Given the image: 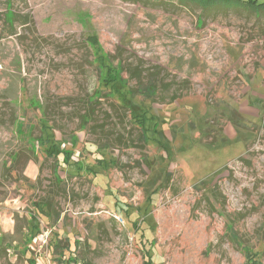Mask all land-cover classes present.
<instances>
[{
    "label": "rangeland",
    "instance_id": "1",
    "mask_svg": "<svg viewBox=\"0 0 264 264\" xmlns=\"http://www.w3.org/2000/svg\"><path fill=\"white\" fill-rule=\"evenodd\" d=\"M127 63L191 89L176 100L175 87L154 102L128 95L134 116L110 94L128 81ZM49 200L47 217L36 209ZM69 258L264 264V15L0 0V264Z\"/></svg>",
    "mask_w": 264,
    "mask_h": 264
},
{
    "label": "trees",
    "instance_id": "2",
    "mask_svg": "<svg viewBox=\"0 0 264 264\" xmlns=\"http://www.w3.org/2000/svg\"><path fill=\"white\" fill-rule=\"evenodd\" d=\"M135 1H142V0H135ZM145 1H151L156 4H168V5H180V6H192L199 8L203 13L213 10V9H224V10H244L249 13L254 14L258 18L262 17L264 15V0H145ZM10 19H14V15L12 14ZM91 45L96 44V38L91 37L88 39ZM98 63L103 68V74L105 75V79H107L106 82L112 80L114 70L112 69L113 63L108 57L100 56L97 58ZM124 67H122L121 64V70H123ZM125 72L128 74L129 78L128 81L123 85L121 88H114L115 86L113 83L111 84L112 87H110V94L113 97H117V101L120 107L128 110L130 114H135L134 116L138 115L137 111L138 109H133L129 106V98L128 95L132 100H135L137 97H142L145 99L152 100L153 102L156 100V97L160 95V93L164 91H169L171 88L175 87L172 93L173 99L176 100L182 97L184 92L189 91L191 89V82L188 80L183 81H176L173 80L170 85H167L169 83H166L164 76H162L161 71H153L150 73L148 70L138 68H133L132 65L127 63L125 65ZM133 82L132 85L130 83ZM107 84V83H106ZM109 85V84H107ZM114 86V87H113ZM126 89V91H123ZM187 93V92H186ZM90 103H93V101H90ZM145 114V113H144ZM140 117H143L142 115H139ZM92 116L85 114L81 118V126L85 127L91 122ZM145 122H141V135L142 139L145 142H148L149 137L147 133V129L144 126ZM159 136L161 138L164 137V132H160ZM42 146L48 142V149H46V153L48 155H52L56 157L60 153L58 152L57 145L54 143L53 139L49 138L47 140H44L43 137H40L37 139ZM52 142V143H50ZM157 142H160L159 140ZM51 144V145H50ZM48 157V156H47ZM29 161H32V158L29 159ZM148 162V161H147ZM43 207L46 208V210L43 209ZM38 211H40V214L43 216L50 217L55 212L54 210V204L52 200L45 201L41 203V206L37 207ZM77 245H79L77 242L74 243L75 249H77ZM152 259H148V261L145 262V264H153ZM73 261V262H72ZM76 258L71 259L69 258V263H76ZM251 264H260L257 263L255 260L252 261Z\"/></svg>",
    "mask_w": 264,
    "mask_h": 264
},
{
    "label": "crops",
    "instance_id": "3",
    "mask_svg": "<svg viewBox=\"0 0 264 264\" xmlns=\"http://www.w3.org/2000/svg\"><path fill=\"white\" fill-rule=\"evenodd\" d=\"M10 227H12V226H10Z\"/></svg>",
    "mask_w": 264,
    "mask_h": 264
}]
</instances>
